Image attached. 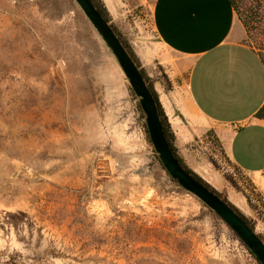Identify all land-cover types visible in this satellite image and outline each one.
<instances>
[{
	"label": "rangeland",
	"instance_id": "1",
	"mask_svg": "<svg viewBox=\"0 0 264 264\" xmlns=\"http://www.w3.org/2000/svg\"><path fill=\"white\" fill-rule=\"evenodd\" d=\"M95 1L133 54L146 49L147 3ZM232 2L264 58V0ZM96 32L74 0H0V264H258L163 170ZM160 54L137 61L176 156L264 243V186L187 108L186 67Z\"/></svg>",
	"mask_w": 264,
	"mask_h": 264
},
{
	"label": "crops",
	"instance_id": "2",
	"mask_svg": "<svg viewBox=\"0 0 264 264\" xmlns=\"http://www.w3.org/2000/svg\"><path fill=\"white\" fill-rule=\"evenodd\" d=\"M146 49L138 61L167 54L188 71L187 108L217 130L229 161L264 186V63L243 43L245 29L229 0H147ZM163 54H160L163 56Z\"/></svg>",
	"mask_w": 264,
	"mask_h": 264
},
{
	"label": "water",
	"instance_id": "3",
	"mask_svg": "<svg viewBox=\"0 0 264 264\" xmlns=\"http://www.w3.org/2000/svg\"><path fill=\"white\" fill-rule=\"evenodd\" d=\"M74 1L79 7L80 12L97 31L96 33L111 51L122 74L130 85L132 93L138 99L139 106L142 110L141 112L144 115L149 140L167 175L185 190V192L193 195L204 206L213 211L232 230V233L250 251L256 261L259 264H264V243L254 234L250 226L227 203L197 182L175 158L163 133L158 108L151 94V90L147 87L140 73V69L130 59L126 50L114 34L110 24L103 19L90 0Z\"/></svg>",
	"mask_w": 264,
	"mask_h": 264
},
{
	"label": "trees",
	"instance_id": "4",
	"mask_svg": "<svg viewBox=\"0 0 264 264\" xmlns=\"http://www.w3.org/2000/svg\"><path fill=\"white\" fill-rule=\"evenodd\" d=\"M92 3H93V5L95 6V8L99 11V14L103 17V19L107 22V23H109V19H108V17H107V15H106V13H105V11L102 9V8H100L99 7V5H98V3L95 1V0H90ZM229 2H230V4L232 5V7L234 8V4H233V2H232V0H229ZM110 27L112 28V30L114 31V34L116 35V37L118 38V40H119V42L121 43V45L124 47V49L126 50V53L128 54V56L130 57V59L134 62V64L137 66V68L138 69H140V65H139V63H138V61H137V58L135 57V55L133 54V51H132V49L128 46V44L124 41V39L121 37V35L118 33V29L116 28V27H114L113 25H110ZM256 50V49H255ZM258 53L260 54V57H261V59L263 60V63H264V58H263V54H261V52L260 51H258ZM141 73V75H142V77L144 78V80H145V82L148 84V87H149V89L151 90V93H152V95H153V97H154V99H155V101H156V105H157V107H158V109H159V113H160V115L162 116V109H161V106H160V104H159V102H158V100H157V98H156V96H155V91L153 90V88L151 87V85H149V83H148V81H147V79L144 77V74H143V72L141 71L140 72ZM139 109H140V113H141V108H140V106H139ZM254 117H255V119H257V120H264V105L258 110V112H257V114H254ZM145 129H146V126H145ZM146 131H147V129H146ZM145 131V133H146V135L148 136V134H147V132ZM165 135H166V139H167V142L169 143V145H170V147H171V149H172V151H173V154L175 155V158L177 159V161L183 166V168L185 169V170H187L188 171V173L197 181V182H199L201 185H203L204 187H206L207 189H209L210 191H212L213 192V194L214 195H216L217 197H219L222 201H224L225 203H227L226 202V200L225 199H223L220 195H218V194H216L214 191H213V189H211L208 185H206L204 182H202L198 177H196L184 164H183V162L181 161V159H179L177 156H176V154H175V150H174V148L172 147V145H171V143L169 142V140H168V136H167V128H166V132H165ZM160 165H161V163H160ZM162 166V165H161ZM162 168H163V166H162ZM163 170H165L164 168H163ZM167 174V173H166ZM171 179V178H170ZM172 181H174L173 179H171ZM174 183H176L175 181H174ZM231 208H233V206L232 205H230L229 203H227ZM233 210L235 211V213L238 215V216H240L247 224H248V222L246 221V219H244L240 214H239V212L236 210V209H234L233 208ZM252 229V228H251ZM250 253V252H249ZM251 254V253H250ZM252 256V255H251ZM253 257V256H252ZM254 258V257H253ZM255 259V258H254ZM256 260V259H255ZM257 262V261H256ZM258 263V262H257ZM259 264V263H258Z\"/></svg>",
	"mask_w": 264,
	"mask_h": 264
},
{
	"label": "flooded vegetation",
	"instance_id": "5",
	"mask_svg": "<svg viewBox=\"0 0 264 264\" xmlns=\"http://www.w3.org/2000/svg\"><path fill=\"white\" fill-rule=\"evenodd\" d=\"M146 85H147V87H148V84L146 83ZM149 88V87H148ZM152 94V93H151ZM153 96V95H152ZM154 98V97H153ZM155 100V99H154ZM155 103H156V101H155ZM157 106V105H156ZM158 108V107H157ZM160 111H159V109H158V115H159V119H160V122H161V124H162V127H163V133H164V135H165V132H166V125H165V121H164V118H163V116H161L160 115V113H159ZM165 138H166V135H165ZM167 140V139H166Z\"/></svg>",
	"mask_w": 264,
	"mask_h": 264
},
{
	"label": "built area",
	"instance_id": "6",
	"mask_svg": "<svg viewBox=\"0 0 264 264\" xmlns=\"http://www.w3.org/2000/svg\"><path fill=\"white\" fill-rule=\"evenodd\" d=\"M139 1V3H146L147 2V0H138Z\"/></svg>",
	"mask_w": 264,
	"mask_h": 264
}]
</instances>
